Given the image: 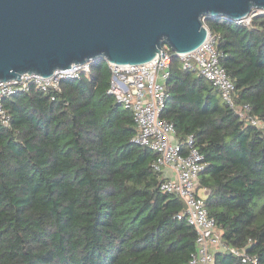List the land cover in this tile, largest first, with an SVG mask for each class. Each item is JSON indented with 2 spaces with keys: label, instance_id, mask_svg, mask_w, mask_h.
Listing matches in <instances>:
<instances>
[{
  "label": "trees",
  "instance_id": "trees-1",
  "mask_svg": "<svg viewBox=\"0 0 264 264\" xmlns=\"http://www.w3.org/2000/svg\"><path fill=\"white\" fill-rule=\"evenodd\" d=\"M203 24L233 84L263 127L242 120L203 75L171 56L161 118L205 164L198 187L223 248L213 264H264V15ZM89 76L6 97L0 123V264H188L195 230L159 189L154 154L132 144V113L108 94V62ZM229 248L251 260L236 256Z\"/></svg>",
  "mask_w": 264,
  "mask_h": 264
},
{
  "label": "water",
  "instance_id": "water-1",
  "mask_svg": "<svg viewBox=\"0 0 264 264\" xmlns=\"http://www.w3.org/2000/svg\"><path fill=\"white\" fill-rule=\"evenodd\" d=\"M264 0H0V81L105 59L132 65L206 39L203 18L239 19ZM163 56V53H161Z\"/></svg>",
  "mask_w": 264,
  "mask_h": 264
},
{
  "label": "built area",
  "instance_id": "built-area-1",
  "mask_svg": "<svg viewBox=\"0 0 264 264\" xmlns=\"http://www.w3.org/2000/svg\"><path fill=\"white\" fill-rule=\"evenodd\" d=\"M258 15H264V10L255 8L243 18L225 19L248 25L253 17ZM215 43L216 39L207 31L206 39L199 47L177 55L182 68L203 75L218 89L223 101L237 116L253 126L263 127L257 118L249 114L248 105H234L233 84L220 63V54L215 50ZM170 58L168 49L164 50L162 47L156 57L146 63H108L111 78L107 92L114 96L124 109L132 113L136 133L130 142L147 147L154 154L152 169L162 178L159 189L178 195L183 200L185 207L177 215V219L184 220L196 232L195 250L191 253L188 264H213L214 253L223 246L219 229L206 209L208 190L198 187L199 175L205 164L202 156L193 147L192 136H188L183 145L175 137L174 126L161 118L167 98L164 81L168 77ZM92 62L94 61L72 64L69 68L56 70L46 77L28 73L21 74L20 81L16 80L17 78L0 81V123L6 127L10 122V117L2 105L4 98L28 92L31 87L44 93L49 90L56 91L65 79H81L84 75L88 77ZM229 251L236 256H243L245 260H251L237 249L229 248Z\"/></svg>",
  "mask_w": 264,
  "mask_h": 264
}]
</instances>
